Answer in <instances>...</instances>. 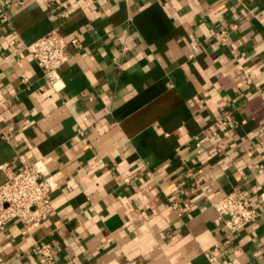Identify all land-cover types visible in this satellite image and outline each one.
<instances>
[{
	"label": "crops",
	"instance_id": "1",
	"mask_svg": "<svg viewBox=\"0 0 264 264\" xmlns=\"http://www.w3.org/2000/svg\"><path fill=\"white\" fill-rule=\"evenodd\" d=\"M55 29L56 88L26 49ZM36 161L53 210L0 264H264V0H0V184ZM237 186L260 215L231 235Z\"/></svg>",
	"mask_w": 264,
	"mask_h": 264
},
{
	"label": "built area",
	"instance_id": "2",
	"mask_svg": "<svg viewBox=\"0 0 264 264\" xmlns=\"http://www.w3.org/2000/svg\"><path fill=\"white\" fill-rule=\"evenodd\" d=\"M69 43L80 48L77 39L68 42L55 29L26 47L54 88L60 80L59 69L70 57ZM214 126L223 133L228 129L229 122L221 117L214 121ZM56 188L55 178L47 175L45 163L41 161L27 164L20 173L9 175L8 180L0 184V228L13 222H19L27 231L41 226L53 210L51 197ZM213 206L225 230L231 235L254 223L260 215L250 192L243 186H237ZM34 249L41 263L53 264L51 244L38 243ZM218 251L217 246L212 256ZM210 259L214 260L213 257Z\"/></svg>",
	"mask_w": 264,
	"mask_h": 264
}]
</instances>
